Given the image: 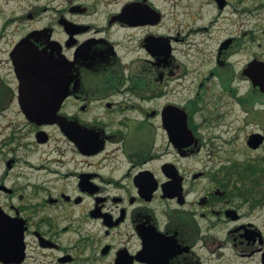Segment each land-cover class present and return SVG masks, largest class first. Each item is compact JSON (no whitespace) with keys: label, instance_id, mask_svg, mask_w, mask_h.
I'll return each instance as SVG.
<instances>
[{"label":"flooded vegetation","instance_id":"obj_1","mask_svg":"<svg viewBox=\"0 0 264 264\" xmlns=\"http://www.w3.org/2000/svg\"><path fill=\"white\" fill-rule=\"evenodd\" d=\"M260 215L264 0H0V264H264Z\"/></svg>","mask_w":264,"mask_h":264},{"label":"rangeland","instance_id":"obj_2","mask_svg":"<svg viewBox=\"0 0 264 264\" xmlns=\"http://www.w3.org/2000/svg\"><path fill=\"white\" fill-rule=\"evenodd\" d=\"M177 16H178V15H177ZM187 16H188V15H179V17H180V22H181L182 24L186 23V21H187ZM188 20H189V19H188ZM245 132H246V130H244V131H242V132H240V133H239V131H237V134H238L239 138H238L237 141L234 142V145L237 146L238 149H235L233 146L230 148V149H235V150H236L237 154H235V155H236V157L239 159V161H242V160H244V159H246V158H251V156H249V153L243 152V150H244V146H242V145H243V143H242V138L244 137ZM260 213H261V212H259V214H260ZM263 221H264V219H263L262 215H260V217L258 218V223H259V225H260L262 228L264 227V226H263Z\"/></svg>","mask_w":264,"mask_h":264},{"label":"water","instance_id":"obj_3","mask_svg":"<svg viewBox=\"0 0 264 264\" xmlns=\"http://www.w3.org/2000/svg\"><path fill=\"white\" fill-rule=\"evenodd\" d=\"M30 117L32 119H35V120H44V119L50 118L51 116L50 115H38V114H35V115H31Z\"/></svg>","mask_w":264,"mask_h":264}]
</instances>
